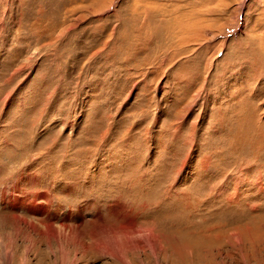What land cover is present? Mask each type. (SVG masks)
<instances>
[{"label": "rangeland", "instance_id": "374dc122", "mask_svg": "<svg viewBox=\"0 0 264 264\" xmlns=\"http://www.w3.org/2000/svg\"><path fill=\"white\" fill-rule=\"evenodd\" d=\"M93 235L264 264V0H0V264Z\"/></svg>", "mask_w": 264, "mask_h": 264}, {"label": "bare ground", "instance_id": "6f19581e", "mask_svg": "<svg viewBox=\"0 0 264 264\" xmlns=\"http://www.w3.org/2000/svg\"><path fill=\"white\" fill-rule=\"evenodd\" d=\"M129 230V229H128ZM78 233V232H77ZM80 234V233H79ZM79 234H76L75 233V237H78ZM127 237H131L133 235L132 232H127L126 233ZM97 235H93L92 238L94 239V243L96 245V247L99 249V250H103V254L105 255H110V256H113V258H118L120 260H122L123 262L125 263H130V258H128L126 255H125V251H127V249L125 247H122L121 246V243L119 239H117V236L114 238V241L112 242H115V243H106V241H104L103 239L101 238H97L96 237ZM150 240V239H149ZM131 242H127L126 245H130L131 246ZM91 244L90 243H86L84 246H82V251L84 253H86L88 250H92V249H89L91 248ZM124 248V252H122ZM64 249V248H63ZM63 251V250H62ZM83 253V254H84ZM138 258V257H137ZM7 261V260H6ZM65 262V261H64ZM133 264V263H132Z\"/></svg>", "mask_w": 264, "mask_h": 264}]
</instances>
